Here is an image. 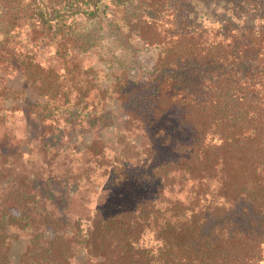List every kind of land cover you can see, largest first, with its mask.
Segmentation results:
<instances>
[{"label": "trees", "instance_id": "16d2710c", "mask_svg": "<svg viewBox=\"0 0 264 264\" xmlns=\"http://www.w3.org/2000/svg\"><path fill=\"white\" fill-rule=\"evenodd\" d=\"M33 1L56 58L26 54L32 93H0V264H264V0H137L128 32L157 56L143 81L115 73L113 98L72 57L92 47L70 10ZM19 107L34 127L17 139L3 124ZM108 120L114 140L75 154L74 129ZM105 191L113 209L86 199Z\"/></svg>", "mask_w": 264, "mask_h": 264}, {"label": "rangeland", "instance_id": "374dc122", "mask_svg": "<svg viewBox=\"0 0 264 264\" xmlns=\"http://www.w3.org/2000/svg\"><path fill=\"white\" fill-rule=\"evenodd\" d=\"M40 1L43 2L49 16L53 15L54 11L64 12L65 10H70L67 12V15H70V18L66 20L67 26L71 30L73 29V33L78 36H82V38L84 36L86 39L83 40H86L88 45H91L92 48L87 52L73 53L72 57L83 61L81 65L87 71L86 78L93 84L90 90L92 95H97L100 91H104L105 97L113 98L115 73L122 72L131 81H143L146 79L147 70L154 63L157 50L153 47H145L136 36H132L128 32V25L133 19L131 15L136 16L140 10L139 5L141 2L123 0L126 5H121L114 3L112 0ZM65 1L67 2L64 3ZM36 11L35 1L33 0H0V35L3 34L4 36L3 38L0 36V93H6L2 89H7L8 83L12 82L13 89L25 92L17 95L19 99H21L22 94L23 96L31 94L32 90L25 85L22 70L18 68L16 63L30 53L35 56V59L42 67L51 65L56 58L53 48L56 46L46 34H51L52 30L43 27V33L38 34L37 28H34L33 23L37 17ZM70 21L73 25H70ZM63 29L66 31L68 28L64 26ZM76 47L78 46L76 45ZM12 53L19 59H13L16 65L11 66L9 64L10 60L5 59L9 58L7 55ZM16 102L21 104L20 101ZM4 104L11 107L14 103L12 104L9 99ZM106 104L112 106L108 98L106 101H101L95 105L100 109ZM122 107L119 102L118 110L120 112H122ZM22 109L24 108L19 107V112L8 114L6 123L3 124V128L15 135L17 139L24 137L25 133L34 127V123L25 118L21 111ZM108 123V126L100 129L90 127L83 130V126L82 128L76 127L73 132V135L77 138L75 154L85 144H88L99 131L104 141H113L115 133L113 126L110 125L113 122L108 120ZM66 131H68L67 128ZM63 139L60 144L61 147L65 146L66 141H68L66 138ZM98 180L102 188L108 189L111 185L107 176ZM107 195L105 191V193L102 192L97 195L92 194L86 199H92L93 205L103 200L106 205H111L109 209H113L115 203L119 201L120 195L109 199H107ZM109 200L115 202L110 204ZM19 235L20 237L14 242L11 249V256L14 259L29 244L25 231H19ZM72 247L77 253L79 252L77 245L72 244Z\"/></svg>", "mask_w": 264, "mask_h": 264}]
</instances>
